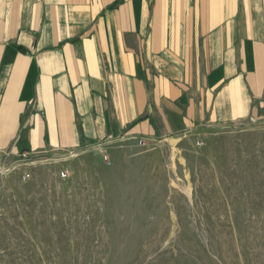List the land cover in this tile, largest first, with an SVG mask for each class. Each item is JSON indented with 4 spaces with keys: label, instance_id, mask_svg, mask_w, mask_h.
<instances>
[{
    "label": "crops",
    "instance_id": "1",
    "mask_svg": "<svg viewBox=\"0 0 264 264\" xmlns=\"http://www.w3.org/2000/svg\"><path fill=\"white\" fill-rule=\"evenodd\" d=\"M263 120L264 0H0V155Z\"/></svg>",
    "mask_w": 264,
    "mask_h": 264
},
{
    "label": "rangeland",
    "instance_id": "2",
    "mask_svg": "<svg viewBox=\"0 0 264 264\" xmlns=\"http://www.w3.org/2000/svg\"><path fill=\"white\" fill-rule=\"evenodd\" d=\"M0 264H264V120L0 155Z\"/></svg>",
    "mask_w": 264,
    "mask_h": 264
},
{
    "label": "built area",
    "instance_id": "3",
    "mask_svg": "<svg viewBox=\"0 0 264 264\" xmlns=\"http://www.w3.org/2000/svg\"><path fill=\"white\" fill-rule=\"evenodd\" d=\"M114 142H115V141H113L112 139H110V140L108 141L109 144L114 143ZM137 143H138L139 145H144V144H145V141H144V139H138ZM19 157H21V158H26V157H28V156L25 155V154H23V155H20ZM106 159H107V158H105V160H106Z\"/></svg>",
    "mask_w": 264,
    "mask_h": 264
}]
</instances>
